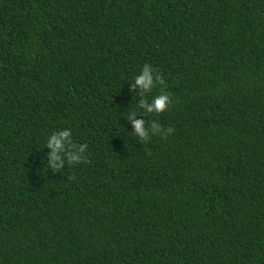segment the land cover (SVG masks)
<instances>
[{
	"label": "trees",
	"instance_id": "trees-1",
	"mask_svg": "<svg viewBox=\"0 0 264 264\" xmlns=\"http://www.w3.org/2000/svg\"><path fill=\"white\" fill-rule=\"evenodd\" d=\"M0 264H264V0H0Z\"/></svg>",
	"mask_w": 264,
	"mask_h": 264
},
{
	"label": "clouds",
	"instance_id": "clouds-1",
	"mask_svg": "<svg viewBox=\"0 0 264 264\" xmlns=\"http://www.w3.org/2000/svg\"><path fill=\"white\" fill-rule=\"evenodd\" d=\"M157 85H164L166 87V82L161 74H158L150 64L146 63L140 74L134 78V83H132L131 88L133 93L139 90V94L144 97L137 105L143 112L138 113L136 111H130L127 115L128 121L135 129L134 135L138 137L140 141L149 140L150 135H161L162 138H167L168 135L174 132L173 128L169 127L164 129L154 120L149 123L145 120L137 119V116L141 114L151 116L152 114H161L168 110L172 101L170 96L166 94L163 89L159 95L153 97L151 102L146 98L153 92V89L157 87ZM46 148L50 149V152L46 157L47 165H45V167L53 173H60L65 163H67V165H76L88 162L85 155L88 145L75 143L72 139V132L70 129L53 132L47 139ZM67 179L73 180L75 177L69 176Z\"/></svg>",
	"mask_w": 264,
	"mask_h": 264
}]
</instances>
